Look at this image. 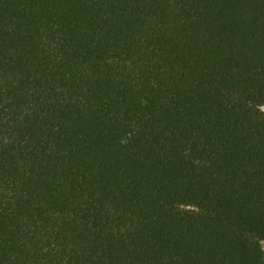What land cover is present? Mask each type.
Instances as JSON below:
<instances>
[{"label":"trees","instance_id":"16d2710c","mask_svg":"<svg viewBox=\"0 0 264 264\" xmlns=\"http://www.w3.org/2000/svg\"><path fill=\"white\" fill-rule=\"evenodd\" d=\"M264 0H0V264H264Z\"/></svg>","mask_w":264,"mask_h":264},{"label":"rangeland","instance_id":"374dc122","mask_svg":"<svg viewBox=\"0 0 264 264\" xmlns=\"http://www.w3.org/2000/svg\"><path fill=\"white\" fill-rule=\"evenodd\" d=\"M262 110L264 111V107L262 108ZM262 247H263V250H264V242L262 243Z\"/></svg>","mask_w":264,"mask_h":264}]
</instances>
